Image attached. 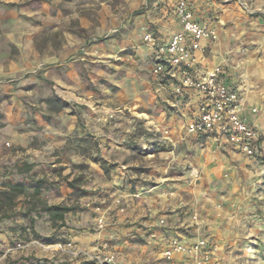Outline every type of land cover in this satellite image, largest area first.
<instances>
[{
  "label": "crops",
  "instance_id": "0c3cea01",
  "mask_svg": "<svg viewBox=\"0 0 264 264\" xmlns=\"http://www.w3.org/2000/svg\"><path fill=\"white\" fill-rule=\"evenodd\" d=\"M150 4L160 9V13L153 15L147 11L132 16L123 25L120 36L97 45L105 58L126 48H136L134 66L127 68L121 62L112 65L117 91L102 99L75 85L66 86L64 92L67 100L77 104L75 114L68 116V120L71 129L79 132L81 145L92 139L94 156L115 166L106 170L94 164L91 168L92 177L82 184L86 195L81 197L80 206H87L83 212L67 201L45 200L50 205L62 203L73 208L65 216V226L58 228L66 230L67 241L79 247L114 252L119 264H189L184 256L169 260L163 251L175 241L190 242L203 237L209 241L206 264H232V246L236 248L241 237L231 225V213L234 206L242 207V200L217 203L214 199L209 203L206 193L213 192L214 186L220 191L227 187L239 189L228 178L243 170L246 154L225 139L216 141L213 134L187 133L188 122L198 112L200 95L193 88L178 95L175 87L185 73L202 76L214 66H221L226 83L239 90L248 122L264 134V81L256 84V95H252L248 87H254L255 80H250L247 86L249 81L230 59L216 57L215 38L202 40L192 69L183 66L174 77L156 76L153 73L156 60L154 56L152 59L150 48L142 45L143 35L152 32L160 43H166L181 29V23L175 12V0H150ZM189 5L194 19L207 26L205 16L210 15V7L203 0H189ZM209 27L214 28L213 24ZM107 59L100 61L109 64L104 63ZM14 143L25 146L27 141L19 137ZM142 146L144 156H138ZM26 153V157H6V164L22 158L15 163L17 170L5 175L10 182H13L10 177H16V181L29 178L40 162L37 149ZM79 156L86 157L83 148ZM192 170L199 172V181L192 178ZM195 214L197 219L193 218ZM100 218L104 220L103 229L98 225ZM91 224L95 226L91 228ZM56 230L51 227L47 233ZM134 233L140 235L138 239L143 244L131 242L134 237L129 236ZM8 234L0 232V240L6 244ZM29 245L40 247L34 239ZM75 260L72 264L83 263Z\"/></svg>",
  "mask_w": 264,
  "mask_h": 264
},
{
  "label": "rangeland",
  "instance_id": "374dc122",
  "mask_svg": "<svg viewBox=\"0 0 264 264\" xmlns=\"http://www.w3.org/2000/svg\"><path fill=\"white\" fill-rule=\"evenodd\" d=\"M203 2L211 10L205 18L208 28L213 24L216 33V57L230 59L249 81L247 86L254 79V87L248 90L256 95V84L264 81V0ZM147 11L153 15L160 13V9L151 7L150 0H20L18 3L0 0V188L7 183L23 182L31 194L37 182L42 181L44 199L67 201L81 212L87 209L80 203L86 195L82 184L92 177L91 168L100 164L107 170L115 165L94 156L92 139L81 145L79 132L71 129L68 120V116L75 114L77 104L65 98V88L78 86L96 94V99L114 94L118 85L113 79L112 65L121 62L127 68L134 66L136 48H126L107 59L97 45L120 36L127 20ZM144 36L142 45L153 54ZM100 58L107 59L104 63L109 64H103ZM135 70L145 72L140 68ZM258 133L264 138L263 132L258 130ZM19 137L26 139L25 146L14 143ZM33 148L41 155L34 172L20 181L16 177L9 178L13 182L7 180L5 175L14 173L18 168L15 163ZM80 148L85 150V158L79 156ZM138 150V156H144L145 148ZM17 155L21 156L19 160H9L6 164V157ZM245 157L243 170L232 178L225 177L239 189L227 187L220 191L214 186L206 197L209 203L214 199L217 203L242 200V207L234 206L231 213V225L241 237L237 247L232 246L231 263L264 264V155ZM191 173L194 181H199V172ZM27 201L19 198L15 214L2 220L4 226L0 225V232L9 234L7 244L0 240V264L77 261L57 250L58 243L67 241L66 230L57 229L48 234L52 227L49 216L43 210L27 212ZM31 215L36 218L32 220ZM139 236L134 233L129 237H134L131 242L143 244ZM39 237L49 241L46 244L50 249L28 246L31 239Z\"/></svg>",
  "mask_w": 264,
  "mask_h": 264
},
{
  "label": "built area",
  "instance_id": "2783aa9c",
  "mask_svg": "<svg viewBox=\"0 0 264 264\" xmlns=\"http://www.w3.org/2000/svg\"><path fill=\"white\" fill-rule=\"evenodd\" d=\"M175 12L181 29L174 32L168 42L160 43L152 32L144 36V42L153 49L156 60L153 73L156 76L174 77L183 66L192 69L197 62L202 40L216 37L213 29L194 19L189 0H175ZM187 88L195 89L200 95L198 112L188 122L187 133L213 134L216 141L225 139L248 156L264 155V138L248 122L239 90L226 83L221 66H214L202 76L191 72L183 74L175 92L182 95ZM252 111L257 112V108ZM193 218L197 219V214ZM98 225L101 228L104 226L103 218L98 220ZM34 243L44 249L50 248V245L40 239H34ZM208 246L206 237L190 242L175 241L163 251V255L169 260L184 256L189 264H206ZM56 247L57 250L81 261L119 264L114 252L79 247L73 241L58 243Z\"/></svg>",
  "mask_w": 264,
  "mask_h": 264
},
{
  "label": "trees",
  "instance_id": "16d2710c",
  "mask_svg": "<svg viewBox=\"0 0 264 264\" xmlns=\"http://www.w3.org/2000/svg\"><path fill=\"white\" fill-rule=\"evenodd\" d=\"M42 181H38L34 192L29 194L25 190L23 182L7 183L0 188V221L10 218L15 214V207L17 206L18 199L23 197L27 203V212L31 213L34 210L45 211L51 221L53 228L58 229L65 226V216L73 208L66 204H48L42 197ZM33 220V219H32ZM48 243L49 241L42 238H37ZM67 242V241H66Z\"/></svg>",
  "mask_w": 264,
  "mask_h": 264
}]
</instances>
